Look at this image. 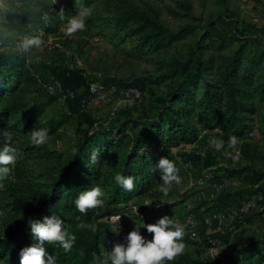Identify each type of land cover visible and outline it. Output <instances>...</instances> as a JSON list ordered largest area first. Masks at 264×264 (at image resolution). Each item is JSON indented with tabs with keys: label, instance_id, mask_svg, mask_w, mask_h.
<instances>
[{
	"label": "trees",
	"instance_id": "1",
	"mask_svg": "<svg viewBox=\"0 0 264 264\" xmlns=\"http://www.w3.org/2000/svg\"><path fill=\"white\" fill-rule=\"evenodd\" d=\"M32 1L49 13L48 32H56L61 9L67 16L74 8L72 0H58L55 5L46 0ZM94 2L99 3L87 18L85 29L78 34L87 36L96 25L114 35L127 31L123 38L133 39L131 52L141 54L148 50L158 54L196 31L168 29L154 21L135 1L86 0V3ZM24 21L0 26L27 34ZM217 27V23L211 22L200 28L188 51L193 69L172 84L166 97H156L152 92L151 101L155 103L149 112L136 117L131 109L120 110L108 128L84 115L87 127L80 132L74 151L67 154L58 173H48L45 183H36L21 169L14 168L6 180L0 181V263L20 264V250L36 242L30 230L32 219L42 222L45 217L57 215L69 230L131 209L128 204L131 197L147 193L162 183L158 168L161 158L176 162L182 182L173 185L168 196L176 192L185 184V174L178 160L182 155H175L172 149L194 141L195 115L217 124L215 127L229 137H238L236 147L244 165L227 174L240 178L251 189L257 187L264 192V171L257 168V164L264 162V151L243 139L257 114L254 102L264 103V43L254 44L252 39L240 37L226 27L214 34ZM25 62V56L18 53H0V148L5 144L4 131L14 133L15 146L19 135L27 138L35 128H47L51 135L63 125L44 116L46 105L34 99L39 91L38 80ZM172 78V74H165L161 79ZM196 92H201L199 97ZM261 121L264 123V117ZM97 150L99 162L90 166L91 153ZM35 151L31 149L25 159H31ZM116 173L133 176L134 189L126 191L118 186L113 179ZM95 186L105 192L104 205L80 213L75 208V199ZM181 202L146 207L139 217L155 220ZM234 241L229 254L207 260L183 257L176 264H264V239L238 233ZM57 246L46 243L57 264H70L68 255Z\"/></svg>",
	"mask_w": 264,
	"mask_h": 264
},
{
	"label": "rangeland",
	"instance_id": "2",
	"mask_svg": "<svg viewBox=\"0 0 264 264\" xmlns=\"http://www.w3.org/2000/svg\"><path fill=\"white\" fill-rule=\"evenodd\" d=\"M46 1L54 5L58 3V0ZM131 1H135L154 21L168 29L177 31L185 28L189 32L193 29L196 31L167 51L153 54L145 50L139 54L131 52L134 46L133 39L123 38L127 31L114 35L107 28L96 25L87 36L78 32L70 36L65 33L67 20L77 15L81 6L88 7L93 12L99 2L91 4L86 3V0H72L74 8L70 10V14L63 18L59 17L56 32H48L46 29L50 23L49 13L36 6L34 1L0 0V25L26 19L24 25L29 31L27 34L18 33L0 26L2 30L0 53H18L25 56L26 66L35 75L39 84V91L34 95V99L46 105L45 117L63 124L56 128L48 142L41 146L31 144L30 134L27 138L17 136L15 146L19 149L20 158L15 166H10L12 171L19 168L26 176L29 175V180L45 183L46 174L58 173L67 154L74 151L80 132L87 127L84 115L103 123V126L108 128L120 110L131 109L136 117L142 116L146 111L149 112L150 106L155 103L151 101L152 92H155L156 97H166L171 91L172 84L193 69V64L188 60V51L201 27L214 22L218 26L214 34H219L221 28L226 27L240 37L252 39L253 43H264V0ZM33 35H39L45 41L42 48L39 50L33 48L31 52L19 49V42ZM65 42L68 43L64 44ZM165 74H172L173 78L162 81L161 78ZM93 84L107 88L115 86L120 91L136 88L143 93V97L129 104L118 105L119 100H116L111 104L88 108L90 88ZM196 93L197 97L201 94ZM254 103L257 114L243 139L264 151V123L261 121L264 117V103L260 104L257 101ZM192 122L196 129L194 141L172 149L175 155H182L178 160L185 174V184L167 197L159 191V186L142 195L131 197L128 201L131 209L120 214L125 215L126 220L119 231L121 235L139 227L144 231L143 234L151 239L152 234L147 233L145 225L155 224L157 221L144 217L141 219L139 217L141 210L182 201L180 204H174L163 214L182 224L184 219L192 214L201 225L200 233L206 236L208 228L202 223L204 211L208 214L216 211L229 212L251 196L261 194L264 197V192L257 187L251 189L240 178L228 176L227 171L244 165L237 147L229 148L227 143L221 151L208 147L211 137L215 136L227 142L229 136L220 128H216L217 124H212L210 120L202 119L198 115L193 117ZM31 149H35L36 154L27 160L25 158ZM49 154L52 155L48 156ZM257 168L264 171V162L257 164ZM222 178L232 180L227 191L216 193L212 201L198 200L197 191L202 186L219 183ZM201 179L205 185L199 183ZM205 191H210V187L207 186ZM220 204L225 206L221 207ZM110 217L112 215L100 218L92 224L68 230L76 237L72 249L66 252L59 245L57 247L68 255L70 264H102L106 259L100 255L104 242L116 233ZM220 227L227 231V234L222 238V244L218 248H210L206 244H193L185 233L184 252L167 264H176L183 257L207 260L229 254L234 248V240L238 233L264 239V201L248 215L234 221L226 220ZM218 229V223H214L211 232L219 236Z\"/></svg>",
	"mask_w": 264,
	"mask_h": 264
},
{
	"label": "clouds",
	"instance_id": "3",
	"mask_svg": "<svg viewBox=\"0 0 264 264\" xmlns=\"http://www.w3.org/2000/svg\"><path fill=\"white\" fill-rule=\"evenodd\" d=\"M91 14V9L81 6L78 14L69 18L65 24L67 35L75 34L86 27V20ZM60 17H64V10L61 9ZM2 31V30H0ZM45 41L39 35L25 37L19 42L18 47L24 52H31L33 48L39 50ZM30 142L34 146H41L48 142L50 131L47 128H35L30 133ZM2 136L5 140L4 147L0 148V181L9 177L12 167L20 158V152L14 146V133L4 131ZM227 143L229 148H235L239 139L235 135L230 136L227 142L218 137H211L208 147L221 151ZM99 151H93L90 157V166L99 162ZM162 183H159V191L167 197L172 191L173 185H179L182 177L176 162L167 157L161 158L158 164ZM155 170V169H154ZM114 182L125 189H134L133 176L116 173ZM104 190L100 186L92 187L90 190L82 191L75 199V208L83 214L89 209H96L104 205ZM160 207V205H157ZM114 221H120L121 216L113 217ZM147 233L152 234L148 239L141 234V231L133 230L128 233L126 243L115 245L112 251L102 264H167L182 254L186 248L183 241L185 225L174 221L169 216H164L155 224L145 225ZM32 238L36 241L30 246L22 248L19 252L20 264H57L56 257L46 248V243L58 244L63 250L70 251L76 237L69 233L62 219L53 215L45 217L43 221L30 220Z\"/></svg>",
	"mask_w": 264,
	"mask_h": 264
},
{
	"label": "built area",
	"instance_id": "4",
	"mask_svg": "<svg viewBox=\"0 0 264 264\" xmlns=\"http://www.w3.org/2000/svg\"><path fill=\"white\" fill-rule=\"evenodd\" d=\"M90 90L91 96L88 99V108L93 106L111 104L116 100H119L118 105L129 104L132 102H136L143 97V93L136 88H130L120 91V89L116 88L115 86L107 88L102 85L93 84L91 85ZM118 93L120 95V98L117 99ZM253 135L255 136L256 132H254ZM199 183L205 185L202 179ZM231 184L232 180L230 178H222L221 182L219 183L208 184L207 186L210 187V191L208 192L205 191V188L207 186H202L197 191V198L199 201H212L215 198L216 193L227 191L230 188ZM263 201L264 197L261 194H258L247 198L242 204L229 212L216 211L208 214L204 211L202 223L206 228H208V233L206 234V236H203V234L200 233L201 225L196 222L192 214H189L183 221V224L185 225V233L189 241L193 244H206L210 248H218L222 244V238L227 234V231H223L220 225H222L224 221L229 219H231L232 221L241 219L242 217L248 215L250 212L259 208ZM115 216H121V220L114 221L113 217ZM115 216L110 217V222L113 226H115L116 233L105 240L103 251L100 252L101 257L103 258H107L108 254L112 251L115 245L126 243V237L131 231H141V234L144 235V231L139 229V227L132 228L126 234L121 235L119 231L121 230L123 223L126 222L125 215L118 214ZM164 216V214L157 216L155 217V220L158 222L159 219L163 218ZM145 219L151 220L152 218L146 217ZM214 223H218L219 225V229L217 231L219 233V236H215L214 233L211 232V228L214 226Z\"/></svg>",
	"mask_w": 264,
	"mask_h": 264
}]
</instances>
